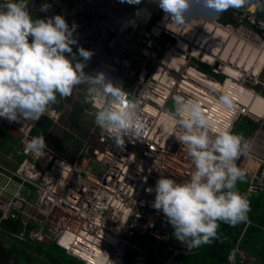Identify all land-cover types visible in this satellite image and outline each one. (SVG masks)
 <instances>
[{
	"label": "built area",
	"instance_id": "1",
	"mask_svg": "<svg viewBox=\"0 0 264 264\" xmlns=\"http://www.w3.org/2000/svg\"><path fill=\"white\" fill-rule=\"evenodd\" d=\"M143 2L36 0V5L41 19L59 14L70 26L75 22L78 45L93 51L84 71H104L114 84L123 87L127 99L139 102L145 136L126 139L124 145L116 146L95 125L80 139L73 159L48 144L38 157L24 150V141L34 137L32 131L38 121L20 125L0 119V124L18 137L23 154L15 168L0 163V221L20 216L24 225L33 227L24 230L20 239L54 243L83 264H147L150 251L145 244L162 264H174L175 257L185 254L176 247L180 244L172 235V226L151 207L154 192L146 190L154 188L160 175L182 183L194 171L185 146L169 131L172 97L181 95L179 90L185 98L192 92L183 79L176 86L175 78L162 74L161 60L174 45L154 32L150 16L142 20L136 15L137 8L148 13ZM43 3L50 5L47 12L40 11ZM237 17L240 28L249 25L264 35V15L244 9ZM72 47L76 51L77 45ZM123 77L128 80L127 88ZM96 103L92 100L91 111ZM210 132L215 133L212 128ZM245 140L248 154L237 163L241 167L245 159L257 163L254 172L246 170L247 188L262 189L264 155L254 152V136Z\"/></svg>",
	"mask_w": 264,
	"mask_h": 264
},
{
	"label": "clouds",
	"instance_id": "2",
	"mask_svg": "<svg viewBox=\"0 0 264 264\" xmlns=\"http://www.w3.org/2000/svg\"><path fill=\"white\" fill-rule=\"evenodd\" d=\"M120 2L139 5L142 0ZM28 3L29 0H0V119L20 125L26 121L39 122L51 106L58 102V96L68 97L74 88L84 85L81 99L85 112H90L93 119L91 127L96 125L116 146L124 145L126 139L139 140L145 136L146 125L140 114L139 102L127 99L123 87L114 84L104 71H97L95 74L84 71L93 51L78 45L74 35L77 28L75 22L70 26L59 14L33 19ZM143 3L146 4L148 13L137 8L136 15L142 20L147 19V15L150 16V27H155L154 32H159L164 42L174 45L168 51L170 54L162 58L161 65L167 64L164 68L171 71L172 67L176 66L178 69L183 64L184 70L192 68L198 77L216 81L195 67V63L199 62L211 74L225 77L222 83L217 81L219 84L227 81L224 69L220 70L219 67L222 61L205 63L200 60L201 57L199 59L191 52L189 39L195 30L191 28L190 18L195 16L199 19L200 23H195L197 26L202 23L205 26L209 20L218 25L240 29L237 15L244 9L249 12L252 10L258 16L264 15V0H144ZM49 8L48 3H43L40 11L47 12ZM229 8L234 9V22L223 23L217 16L211 15L221 14ZM157 20L159 24L156 25ZM132 23L134 26V21ZM245 28L252 34H260L264 39L262 31L249 25ZM187 31L191 33L188 40L184 38ZM152 36L156 37V34L153 33ZM73 45H77L75 52ZM239 48L240 46L237 50ZM174 74L176 79L178 72ZM183 76L185 75L180 74V77ZM123 79L127 88L128 80ZM247 89L263 97L262 90L259 91L258 87L252 85ZM190 92L193 96V91ZM198 94L195 95L197 100L174 95L173 111L169 113L172 116L169 131L178 143L185 146L194 166L190 179L178 183L160 175L154 188L146 190L154 192L151 207L163 214L166 222L173 228L172 235L189 250L217 239L220 222L232 227L247 222L250 204L247 195L237 189L238 181H243L246 177L247 194L264 191V188H247L249 177L246 176V170L254 172L257 163L254 170L246 167V162L250 160H244V168L237 163L242 156L248 154L247 137L244 139L233 133L230 123L214 134L211 133L209 121L199 102L203 95L201 92ZM208 96L212 97L210 93ZM92 100L97 103L91 111ZM220 102L224 106L232 104L227 94L220 97ZM242 116L251 121L256 119L242 114L233 124ZM212 130L214 131L213 127ZM46 147L42 135L24 141L25 152L38 157L44 154ZM12 262L14 264L15 261Z\"/></svg>",
	"mask_w": 264,
	"mask_h": 264
},
{
	"label": "trees",
	"instance_id": "3",
	"mask_svg": "<svg viewBox=\"0 0 264 264\" xmlns=\"http://www.w3.org/2000/svg\"><path fill=\"white\" fill-rule=\"evenodd\" d=\"M28 10L33 19L40 18L37 12L35 0H29ZM233 14L234 9L229 8L227 11L216 15L220 20H222L223 23H230L234 22ZM196 64L195 67L199 71L208 76H212L213 80H216L219 83H222L224 81L225 77L223 75H214L213 73L211 74L210 70H208L207 67L199 62H197ZM80 86L81 88H84V85ZM261 95L264 96V90L261 91ZM57 101V103L51 106L50 110L60 109V103L62 102V99L58 96ZM82 112L83 109L81 108V106H79V103H77V108L71 114V119L67 118L68 120H66L69 123L70 128L75 132H77L78 129H80L83 125L81 120ZM247 123L249 124L248 126L251 129H254L258 126V123L251 120H247ZM55 125L56 123L50 117L44 115L34 127L32 134L34 136L45 135L46 137H48V139L54 141V143H47L50 144L56 151L63 154V156L67 159H73L74 156H76L75 152L77 150V147L81 144V141L76 145H70V132L67 130H64L63 135L60 138H57L53 133L56 128ZM0 133L3 135V137H8L7 130L3 127L2 124H0ZM86 136L87 134L84 137ZM16 150L19 151L18 149ZM238 182L242 183L243 181ZM257 213L262 214L263 216L262 221L258 225H250V228H248V226L245 225L246 222H244L235 226V228L227 230L224 228L222 230L223 233H226L224 238L229 237L227 236L229 233L233 234V237H229L230 239L225 242L228 245H226L225 243L220 244L219 241L212 240V242L209 244H204L198 248H193L190 250L184 246L182 250L185 251V254L175 257L174 264H231L230 256L234 250H237L236 263L246 264L244 262H241V251L247 250L248 247L258 258L262 259V262H264V253L256 248V240L252 241V235L255 234V231H259V233L264 232V212H261V209L258 207ZM19 223L20 222L13 220L1 222L2 237L6 236V231H10L14 234L18 233L20 229ZM243 230H245L244 235H242ZM3 240L0 241V261H6L9 258L13 257L15 260L14 264H20V262H23L25 264H83L76 258H72L71 256L67 255L64 250L60 249V247H58L54 243L44 246L43 244L22 242V244L17 246L10 244L6 247L4 246L5 240ZM145 247L148 249V251H150V255L147 257V264H162L158 261V259L160 258H155L156 255L154 254L156 252L149 248V244H145ZM57 250L60 252V254L55 253V251ZM151 255H154L155 257Z\"/></svg>",
	"mask_w": 264,
	"mask_h": 264
},
{
	"label": "bare ground",
	"instance_id": "4",
	"mask_svg": "<svg viewBox=\"0 0 264 264\" xmlns=\"http://www.w3.org/2000/svg\"><path fill=\"white\" fill-rule=\"evenodd\" d=\"M190 23H192L191 28L192 30H195V33L189 39L191 33L187 31L185 32L184 38L187 40L189 39L191 43V52L197 58L200 59L201 57L200 60L204 61L205 63L211 61L213 63V61L215 60V56H218V59L219 57H223L224 61H226L228 65V69H224V73L228 76V81L224 82V84H219L207 80L206 78H200L194 73L192 68H187L184 70L183 64H180L178 66V69H176V66L175 68L172 67L171 72L170 70H167V68H164L167 64L163 63L160 66L162 68V74L166 72L168 76L174 79V72H178V75H176V79H178V81L176 82V86L178 85L179 80L183 78V84L189 87L191 91H193V96L190 94H186L188 96L187 99L197 100L195 95L201 92V95L211 100L200 104L202 106L203 112L205 113L209 121L210 128H215L214 132L229 123L231 124L232 128L233 123L242 114H248L252 117H258L260 119L263 118L264 96L261 97L257 93H254V91H252L251 89H247V87H245L242 82L244 81V77H249L248 75H250L255 81L258 80V77L264 68V39L259 37L260 34H252L245 27L235 29L230 25L222 26L214 22H209V20H207L205 26L203 25V23L197 26L195 23L199 24L200 22L199 19L195 16L190 18ZM217 28L220 30H217ZM219 32L224 33L226 37L222 34H219ZM208 33H211V38L210 35H207ZM232 37H237L238 39L243 40L246 43L245 46L248 49V46H250L251 51L248 53L247 63L246 60L243 59L244 56L247 54L246 51V53L240 54V57L238 56V58L235 57V54H230L228 51H226L225 48H228V46L230 50H234L233 46H235L236 48L239 45V42H233L234 39ZM212 40H215V42L218 41L220 44L223 45L225 43V46L223 47V49H218L213 44ZM181 42H184V40H181ZM209 42L210 46L208 45ZM220 44L219 46L222 47V45ZM251 59L253 61L252 64L250 62ZM180 74L185 76L180 77ZM198 80L202 81L199 82V86H204V90L198 89ZM212 91L214 93H219L220 95L227 94L232 102L231 106H224L220 102V100L208 96V93ZM179 93L181 95H185L184 92H182L181 90H179ZM247 110L248 112H246ZM248 162L250 161L246 162L247 165L250 164ZM110 257L111 255H108V258Z\"/></svg>",
	"mask_w": 264,
	"mask_h": 264
},
{
	"label": "crops",
	"instance_id": "5",
	"mask_svg": "<svg viewBox=\"0 0 264 264\" xmlns=\"http://www.w3.org/2000/svg\"><path fill=\"white\" fill-rule=\"evenodd\" d=\"M208 14L209 13H211V12H207ZM212 16H217L216 14H214V13H212L211 14ZM244 45H246V43H244ZM249 48H250V46H248ZM199 82H202V81H200V80H198V86H199ZM204 82H206V81H204ZM212 82H214V83H217V81H212ZM203 84V83H202ZM79 88H78V92L81 94L80 95V100L78 99V97H76L74 94H73V92L75 91V89L77 88H74L73 89V91H72V94L70 95V96H68V97H65V98H61L62 99V102L60 103V109H62V110H49V112L48 113H46V115L45 116H47V117H50L55 123H56V125H55V127H57V124H58V122H59V120H60V115H61V117L63 118V120H64V123L65 124H68L69 125V123L66 121V120H68L67 118H69V119H71V114L75 111V109L77 108V103L79 102V106H81V108L83 109V112H82V117H81V120H82V123H83V125H85V126H88V127H91L92 126V121H93V119H92V117L90 116L89 117V119L87 120L86 119V112H85V105H84V103L82 102V96H83V89L84 88H81V86H78ZM200 87V86H199ZM198 87V89L200 90V89H203L204 90V86L203 87H200L199 88ZM208 98L207 97H204V96H202V97H200L199 98V102L201 103V104H203L204 102H208ZM66 104H71V108H70V110L69 111H67L66 110V108H67V105ZM255 118V117H254ZM242 119H246V120H249L247 117H240L237 121L238 122H236L235 124H237V123H239ZM88 121V124H86L85 123V121ZM254 122H256V123H258V126L257 127H255L254 129H251L249 126H246L245 127V135H244V138H246V137H250V136H254L255 137V141H254V144H253V148H254V152L256 153V154H261V155H264V144H262V143H260V139H262V140H264V117L263 118H258V117H256V119L254 120ZM235 124H233L232 125V128H231V131L233 132L234 131V128L233 127H235ZM82 125V126H83ZM81 126V127H82ZM70 127V126H69ZM81 129V128H80ZM53 130H54V128H53ZM64 131V130H63ZM67 131H71L72 132V130H71V128L70 129H68ZM33 132V131H32ZM7 134H8V137H10V138H12L13 139V137H14V135H13V133L11 134V133H9L8 131H7ZM86 134H88V132L86 131ZM62 136V135H61ZM0 137H2V141H3V135L0 133ZM44 137V139H45V142H46V144H48L47 143V141H46V138L48 139V137H46L45 135L43 136ZM54 142V141H53ZM1 144H2V142H1ZM1 144H0V146H1ZM48 145H50V144H48ZM51 146V145H50ZM68 146H70V145H68ZM80 147V145L77 147V150H78V148ZM18 150L19 151H17L16 150V148H15V151L17 152V155H18V157L16 156V158L15 159H17L19 162H20V160L22 159V157H23V154H22V151H21V149H20V147H18ZM77 150H76V152H77ZM75 152V153H76ZM63 155V154H62ZM18 162V163H19ZM0 163H2L1 161H0ZM13 163H15V161H13ZM18 163H17V165H18ZM248 163H250L248 166H246L245 164V166L246 167H248L249 169H251V170H254V168L256 167V164L254 163V162H252V164H251V161L250 162H248ZM3 164V163H2ZM3 165H5L6 167H10V168H15V167H11V166H8V165H6V164H3ZM256 170V169H255ZM254 170V171H255ZM236 187H237V189L241 192V193H244V194H246L247 195V198H248V200H249V204H250V208H251V206L253 205L252 203H255V205L257 206V207H259L263 212H264V210L260 207V205H259V203L255 200V198L253 197V195H255L256 194V192H255V194H247V192L245 191V187H246V178H244L243 179V182L241 183V182H237V185H236ZM248 219L249 218H251L252 217V215H251V213H250V211L248 212ZM8 220H13V221H18V222H20L19 223V225H20V229H19V232L18 233H12V232H10V231H6V236H4L3 237V239L5 240H3L4 241V244H5V242L7 241L8 242V244H5L4 246H9L10 244L11 245H15V246H17V245H20V244H22V242H28V243H34V242H29V241H26V240H23V239H20V237H19V235L21 234V233H24V230H29V231H31L32 230V226H30V225H24L23 224V222L21 221V217L19 216L17 219H8ZM256 224H260V222H259V220H253ZM246 226H248V228H250V225H253V223H251V222H249L248 220H247V222H246V224H245ZM232 229V228H235V227H232V226H230V225H228V224H226V223H223V222H220V224H219V229H218V234H219V236H218V238L217 239H214L215 241H219V243L220 244H223V243H225V242H227V240L228 239H230L229 237H225L224 238V236H225V234L226 233H223L222 232V230L223 229ZM1 222H0V232H1ZM248 231V230H247ZM245 234V230H243L242 231V235H244ZM255 235V234H254ZM254 235H252V241L253 240H255L254 239ZM241 238H242V236H241ZM177 240V239H176ZM177 242L180 244V245H176V247L177 248H180V249H183L184 248V245L182 244V243H180L178 240H177ZM36 244V243H35ZM226 244V243H225ZM226 245H228V244H226ZM237 251V250H236ZM236 251L234 250L232 253H231V256H230V259H231V264H237L236 263V261H237V259H236ZM252 257V258H251ZM255 260H254V259ZM8 260H13V261H15L14 260V258L12 257V258H9ZM8 260H6V261H8ZM262 259H260V258H258L251 250H250V248L248 247L247 248V250H242L241 251V262H244V263H246V264H252V262H253V264H264V262H262L261 261ZM20 263H23V262H20ZM25 264V263H24Z\"/></svg>",
	"mask_w": 264,
	"mask_h": 264
},
{
	"label": "rangeland",
	"instance_id": "6",
	"mask_svg": "<svg viewBox=\"0 0 264 264\" xmlns=\"http://www.w3.org/2000/svg\"><path fill=\"white\" fill-rule=\"evenodd\" d=\"M212 14V13H211ZM217 30H220L217 28ZM218 32V31H217ZM219 34H222L223 36L226 37V35L222 32H219ZM203 35V34H202ZM207 36V35H206ZM261 37V35H259ZM264 36V35H263ZM209 37V36H208ZM212 37V35H210V38ZM234 40L233 42L236 43V42H239V45L235 48V46H233L234 50H230L229 49V46L228 48L226 47V51H228L230 54H235V57L238 58V56L242 53H246L247 54L244 56V60H246V63H247V59H248V53L251 51V48H247L245 45H244V41L243 40H240L238 39L237 37H232ZM213 41V44L218 48V49H223V47L225 46V43L224 45L223 44H220L218 41L215 42V40H212ZM215 42V43H214ZM222 45V47L219 46ZM240 46L239 50L238 47ZM245 48V49H244ZM247 48V49H246ZM224 49V50H225ZM241 49V50H240ZM225 51V53H226ZM246 51V52H245ZM240 57V56H239ZM234 58V59H236ZM216 60H219V61H222L219 63V67H220V70L222 69H225L227 68L228 69V65L226 63V61H224L223 57H219L218 59V56H215V60L213 62H216ZM224 62V63H223ZM251 64L253 63L252 59H251ZM225 65V66H224ZM224 71V70H223ZM227 76V75H226ZM249 77H244V83L246 85L247 88L249 87H252V85L258 87L259 91L261 90H264V87L262 85H264V69L262 71V74L261 76L259 77V79L257 81H255L250 75H248ZM227 81H228V76H227ZM226 81V82H227ZM224 84V83H223ZM261 84V85H260ZM79 87H77L75 89V91L73 92V94L78 97V99L80 100V93L77 91ZM251 91V90H249ZM210 100V99H209ZM211 101V100H210ZM79 103V102H78ZM67 105V108L66 110L69 111L70 108H71V104H66ZM169 111H173V104L170 105V108H169ZM86 115V119L88 120L90 115L89 114H85ZM248 115V114H247ZM250 116V115H249ZM85 121L86 124H88V121ZM249 124L247 123V120L246 119H242L239 123H237L234 127V131L233 133L235 134H238V135H241L243 136L244 138V135H245V127L248 126ZM91 127H88V126H85L83 125L81 127V129H78L77 132H75L73 129L72 132H70V135H69V141L71 142L70 145H76L77 143L80 142V139H83L84 136L86 135V131L89 132ZM70 129L69 125L68 124H65L64 123V120L63 118L61 117L60 115V120L57 124V127L55 128V131L53 132L54 135L57 137V138H60L61 135H63V130H68ZM245 139V138H244ZM46 141L47 142H50V143H54L52 140L50 139H47L46 138ZM260 143L264 144V140L260 139ZM19 147V139L17 136L10 138V137H4L3 138V141H2V144L0 146V161L3 163V164H6L8 166H11V167H16L17 166V163L19 162L16 158V156L18 157L17 155V152L15 151V148L18 149ZM19 158V157H18ZM247 160H250L251 162H253L251 159H247ZM13 161H15V163H13ZM253 197L255 198V200L259 203L260 207L264 210V191H261V192H256L255 195H253ZM253 205L251 206L250 208V213L252 215L251 218L248 219L249 222L253 223V225H258L256 224L253 220H259L262 221L263 219V216L262 214H258L257 211H258V207L255 205V203H252ZM262 212V210H261ZM264 232H261L259 233V231H255V236H254V239L256 240V248L259 249V251L263 252L264 253ZM227 236H229L230 238L233 237V234L232 233H229ZM3 240V237H2V234L0 232V241ZM5 244H8V242L6 241ZM44 246H47L48 243H44L43 244ZM55 253L57 254H60V252L57 250L55 251ZM252 258V257H251ZM254 259V258H253ZM255 260V259H254ZM251 264V263H250ZM253 264V262H252Z\"/></svg>",
	"mask_w": 264,
	"mask_h": 264
},
{
	"label": "water",
	"instance_id": "7",
	"mask_svg": "<svg viewBox=\"0 0 264 264\" xmlns=\"http://www.w3.org/2000/svg\"><path fill=\"white\" fill-rule=\"evenodd\" d=\"M210 95H211L212 97L218 99V100H220V97L222 96V95H220V94H216V93H214L213 91L210 92Z\"/></svg>",
	"mask_w": 264,
	"mask_h": 264
}]
</instances>
